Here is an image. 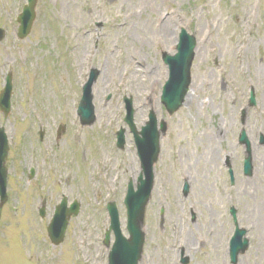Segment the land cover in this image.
Returning <instances> with one entry per match:
<instances>
[{"label": "rangeland", "instance_id": "374dc122", "mask_svg": "<svg viewBox=\"0 0 264 264\" xmlns=\"http://www.w3.org/2000/svg\"><path fill=\"white\" fill-rule=\"evenodd\" d=\"M25 2L0 0V27L6 32L0 89L6 72L12 76L10 111L0 112L9 146L0 264H107L105 202L116 203L127 235L123 199L128 181L135 186L140 171L123 121V96L132 100L138 130L149 110L167 126L144 210L140 264H181L174 258L181 248L186 264H228L221 236L232 227L230 205L248 240L236 264H264V150L256 144L264 134V0H37L30 32L21 40L15 20ZM181 27L196 38L190 94L169 116L159 97L168 73L161 53L175 52ZM164 28L170 44L161 36ZM90 67L100 70L91 89L96 119L80 126L77 100ZM245 85L255 88L257 103L241 121ZM120 127L123 150L115 147ZM241 129L253 152L249 177L242 174ZM224 156L235 174L230 194ZM130 158L133 170L125 166ZM62 197L78 202L79 211L69 219L63 241L52 246L47 224Z\"/></svg>", "mask_w": 264, "mask_h": 264}, {"label": "water", "instance_id": "95a60500", "mask_svg": "<svg viewBox=\"0 0 264 264\" xmlns=\"http://www.w3.org/2000/svg\"><path fill=\"white\" fill-rule=\"evenodd\" d=\"M36 0H27V4L23 7V12L17 21L20 22L18 35L24 37L30 29L32 19L34 18V6ZM4 36V32L0 31V40ZM196 41L194 36L187 34L183 29L179 35V41L176 45V53L168 55L163 53V61L168 65V79L166 80L162 94L161 102L170 115L175 112L184 103L185 96L190 85V67L194 58V47ZM98 72L92 70L89 80L83 88V96L78 107V113L81 118V123L90 125L94 120V108L92 105L91 85L94 83ZM11 93L10 77L6 78V85L0 94V109L6 114L10 107L9 97ZM127 115L125 121L129 124V128L134 134L137 152L141 162V172L137 178V184L134 186L131 182L128 183L125 200L127 225L129 238H125L120 231L118 214L113 202L108 204L109 215L111 218L110 229L113 230L115 240L111 250L108 253V264H137L141 258L142 245L144 242L143 218L147 200L150 198L153 186V164L156 161L159 153V135L160 132H165L166 125L161 122L160 131L156 127V117L151 111L149 120L145 126L137 132L132 123V107L131 100H127ZM118 146H123V130H119ZM242 141L245 140L242 133ZM248 145V142H246ZM8 151L6 137L3 129L0 128V207L6 200V167L4 165ZM247 156L244 159L245 175H250L252 172L251 156L247 147ZM66 200L63 199L61 204L55 208V213L52 215V220L48 226V237L52 243L57 244L62 240L64 231L67 225V219L70 215H75L78 212V205L71 204L66 207ZM44 214L43 208H40V215ZM109 231L105 236L104 244H109ZM243 232H237L231 241V256L234 262L238 253H243L247 247V240H240Z\"/></svg>", "mask_w": 264, "mask_h": 264}, {"label": "bare ground", "instance_id": "6f19581e", "mask_svg": "<svg viewBox=\"0 0 264 264\" xmlns=\"http://www.w3.org/2000/svg\"><path fill=\"white\" fill-rule=\"evenodd\" d=\"M168 32H167V29L166 28H164V30H163V32H162V38L164 39V42L165 43H167V44H170L171 43V41H169V37H168V34H167ZM175 42V41H174ZM173 42V43H174ZM135 74H137V73H135ZM155 84H157L156 82H154ZM153 83V84H154ZM190 94V92L187 94V96L186 97H188V95ZM132 158H130V159H127L126 160V162H125V166L126 167H129L131 170H133V167H132V165L134 164V161L133 160H131ZM132 167V168H131ZM218 248L220 249V247L218 246Z\"/></svg>", "mask_w": 264, "mask_h": 264}, {"label": "flooded vegetation", "instance_id": "af4514ba", "mask_svg": "<svg viewBox=\"0 0 264 264\" xmlns=\"http://www.w3.org/2000/svg\"><path fill=\"white\" fill-rule=\"evenodd\" d=\"M232 209V207L231 206H229V208H228V213H229V215H230V210ZM230 217H232L231 215H230ZM235 218H236V210H235Z\"/></svg>", "mask_w": 264, "mask_h": 264}]
</instances>
